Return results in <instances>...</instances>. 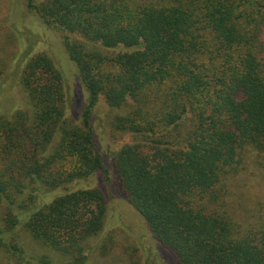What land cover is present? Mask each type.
Listing matches in <instances>:
<instances>
[{
  "label": "trees",
  "instance_id": "obj_1",
  "mask_svg": "<svg viewBox=\"0 0 264 264\" xmlns=\"http://www.w3.org/2000/svg\"><path fill=\"white\" fill-rule=\"evenodd\" d=\"M27 5L65 33L89 102L81 122L70 117L55 58H27L20 80L32 109L0 115V251L35 264L23 232L67 257L60 264L87 262V242L105 228L109 201L99 187L70 185L106 170L91 124L103 97L119 111L115 128L133 135L114 164L153 237L180 264H264V230L243 231L223 192L246 147L264 148V0ZM30 187L35 200L40 191L65 190L33 210L22 207L20 224L16 202ZM36 264L57 263L44 254Z\"/></svg>",
  "mask_w": 264,
  "mask_h": 264
},
{
  "label": "rangeland",
  "instance_id": "obj_2",
  "mask_svg": "<svg viewBox=\"0 0 264 264\" xmlns=\"http://www.w3.org/2000/svg\"><path fill=\"white\" fill-rule=\"evenodd\" d=\"M64 37V32L44 24L29 9L27 0H0V115H10L19 109H32L21 84L22 70L29 56L48 52L63 70L68 83V115L82 121L89 96L65 48ZM117 112L103 97L93 108L91 124L106 170L70 185L72 189L99 187L109 201L105 228L87 242L89 258L85 264H180L174 254L153 237L146 220L130 203L122 188L114 155L123 145L133 142L134 138L131 133L115 128L113 119ZM190 129L192 124H186L181 136L188 135ZM244 154L243 162L224 178V202L243 231L259 232L264 230V148L247 146ZM64 190L40 191L36 193V200L31 194V187L20 194L16 202L20 224L24 220L20 213L22 207L29 206L33 210L50 202ZM5 211V207H0V218L6 214ZM20 224L17 232L21 233ZM21 234L25 254L34 258L35 264L44 254L57 264L67 260L60 252L43 246L26 233ZM18 263L0 251V264Z\"/></svg>",
  "mask_w": 264,
  "mask_h": 264
}]
</instances>
